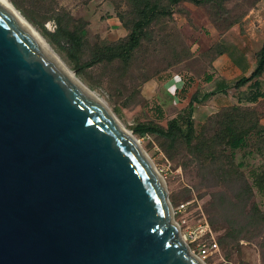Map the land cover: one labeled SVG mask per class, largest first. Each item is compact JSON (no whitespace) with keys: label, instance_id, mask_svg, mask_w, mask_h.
Returning a JSON list of instances; mask_svg holds the SVG:
<instances>
[{"label":"water","instance_id":"water-1","mask_svg":"<svg viewBox=\"0 0 264 264\" xmlns=\"http://www.w3.org/2000/svg\"><path fill=\"white\" fill-rule=\"evenodd\" d=\"M191 253L133 132L0 2V264H205Z\"/></svg>","mask_w":264,"mask_h":264},{"label":"rangeland","instance_id":"rangeland-1","mask_svg":"<svg viewBox=\"0 0 264 264\" xmlns=\"http://www.w3.org/2000/svg\"><path fill=\"white\" fill-rule=\"evenodd\" d=\"M6 1L129 132L137 124L164 125L181 112L172 100L164 102V112L154 98L146 99L142 88L147 81L173 75L201 79L221 50L217 37L232 28L243 30L245 18L264 37V0H185L175 5L154 0L163 14L144 29L129 61L82 68L92 53L127 39L141 0ZM49 10H61L84 26L81 47H73L61 36ZM239 108L238 113L227 114L236 119L249 117L254 107ZM223 114L215 113L195 127L193 153L181 138L170 143L153 135L133 136L162 176L173 219L190 251L204 236L192 242L194 235L189 236V231L207 221L218 252L204 259L205 264H264V194L248 188L252 173L264 171V158L256 153L253 138L245 151L230 155L220 135L227 124ZM246 120L244 125L249 127L251 116ZM182 203L188 207L178 212Z\"/></svg>","mask_w":264,"mask_h":264},{"label":"trees","instance_id":"trees-1","mask_svg":"<svg viewBox=\"0 0 264 264\" xmlns=\"http://www.w3.org/2000/svg\"><path fill=\"white\" fill-rule=\"evenodd\" d=\"M41 3H46L47 0H40ZM185 0H169L173 5L178 4ZM196 3L202 0H190ZM50 19L55 23L61 36L71 43L73 47H81L86 37V30L80 23L73 22L70 15L62 12L61 10H49ZM163 13L158 10V6L154 0H141V4L137 9V19L132 25L131 31L125 41L117 46H106L100 50L92 53L90 59L85 62L82 68L92 67L101 63H111L115 60L129 61L136 49L141 44V39L144 33V29L151 24L157 17ZM221 48V47H220ZM221 50L217 53L219 54ZM216 54V55H217ZM214 58V57H213ZM212 58V59H213ZM211 59V60H212ZM211 62V61H210ZM264 74V41L258 52L255 54V68L248 77H243L237 80L233 88L239 89L249 84L251 91L248 96L245 97L247 103L253 104L259 98L264 97V92H260L259 79ZM210 94L200 96L198 92L193 94L188 105L175 117L167 119L165 124L159 123H142L135 125L132 130L133 133L139 138H143L146 135H153L158 138H162L170 143H174L178 138H181L186 147L193 153L196 148L193 141L195 139V124L192 118L195 107L199 105L203 99ZM241 105H232L220 109L217 113L224 112V116L227 119V124L223 126L225 133L223 135V141L228 148L230 155L233 157L237 151H245L249 147V141L251 138L254 140L256 153L264 158V127L259 124L256 113L252 109L251 125L245 126L249 117L245 116L241 119H236V116L232 117L227 114L228 111L236 112L240 111ZM161 113V110H159ZM250 153V152H248ZM252 192V188H255L259 193L264 194V171L252 173V185L248 187Z\"/></svg>","mask_w":264,"mask_h":264},{"label":"crops","instance_id":"crops-1","mask_svg":"<svg viewBox=\"0 0 264 264\" xmlns=\"http://www.w3.org/2000/svg\"><path fill=\"white\" fill-rule=\"evenodd\" d=\"M244 22L243 30L232 28L217 37L221 52L211 60L209 69L201 79L173 75L150 80L142 88L143 96L148 100L154 98L165 112L167 107L164 102L168 100H172L178 111H182L196 92L200 96L213 93L195 107L192 115L195 126L222 108L252 105L259 124L264 127V97L250 104L245 101V97L251 91L249 84L239 89L233 88L237 80L248 77L254 70L255 54L264 41V37L262 39L259 37V30H252L247 18ZM259 82V91L264 92V74Z\"/></svg>","mask_w":264,"mask_h":264},{"label":"bare ground","instance_id":"bare-ground-1","mask_svg":"<svg viewBox=\"0 0 264 264\" xmlns=\"http://www.w3.org/2000/svg\"><path fill=\"white\" fill-rule=\"evenodd\" d=\"M0 2L6 6V8L14 15V17L18 20V22L28 31L30 35L35 39L36 43L43 49L47 54H49L53 59H55L59 65L62 67L63 71L66 73V75L83 91L86 92L90 97L94 98L97 101H101L99 97L92 92L90 89H88L84 84H82L75 76L74 74L68 70L62 62L57 58V56L54 54V52L50 49L48 44L43 40V38L33 29V27L17 12V10L6 0H0ZM102 102V101H101ZM123 128V127H122ZM124 129V128H123ZM126 133L130 134L129 131L124 129ZM192 254V253H191Z\"/></svg>","mask_w":264,"mask_h":264},{"label":"built area","instance_id":"built-area-1","mask_svg":"<svg viewBox=\"0 0 264 264\" xmlns=\"http://www.w3.org/2000/svg\"><path fill=\"white\" fill-rule=\"evenodd\" d=\"M187 205L188 203L180 204V206L177 208V211L180 212L186 210L188 207ZM188 235H194L192 242L196 240V237L204 236L202 241L194 244L195 251H191L192 253L195 252L194 254L197 255L202 261L212 254L218 252V244L215 238L211 236V230L207 221H203L195 228H191V231H189Z\"/></svg>","mask_w":264,"mask_h":264}]
</instances>
